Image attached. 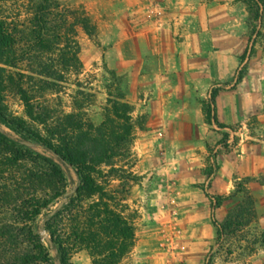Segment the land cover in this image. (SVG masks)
I'll use <instances>...</instances> for the list:
<instances>
[{
	"label": "trees",
	"instance_id": "16d2710c",
	"mask_svg": "<svg viewBox=\"0 0 264 264\" xmlns=\"http://www.w3.org/2000/svg\"><path fill=\"white\" fill-rule=\"evenodd\" d=\"M251 9L255 31L259 4ZM76 21L95 27L84 7L68 10L60 0H0V264H72L73 253L82 250L93 264H119L136 246L140 210L112 184L121 176L116 165L134 155L133 104L112 95L96 122L41 101L69 73L82 71ZM219 93L215 88L211 100H203L208 123L216 119ZM13 97L23 104L22 114L13 109ZM129 175L137 182L143 177ZM74 184L76 191L52 215ZM246 202L229 214L220 234L253 211L254 203Z\"/></svg>",
	"mask_w": 264,
	"mask_h": 264
},
{
	"label": "crops",
	"instance_id": "0c3cea01",
	"mask_svg": "<svg viewBox=\"0 0 264 264\" xmlns=\"http://www.w3.org/2000/svg\"><path fill=\"white\" fill-rule=\"evenodd\" d=\"M151 1L111 0L112 62L125 63L128 98L135 113L145 117L138 137L139 168L171 172L176 165L165 181L180 192L171 197L185 208L182 239L194 246L198 235L214 233L210 222L197 221L208 216L200 206L210 202L197 187L207 181L211 191L229 193L236 179L251 176L252 189L264 188L255 181L264 178V65H255L248 54L242 59L252 36L247 0H160L166 12L160 26L146 14ZM214 87L223 88L213 104L215 123L240 126L235 144L215 159L209 147L216 134L203 104ZM208 162L217 166L211 174L204 168Z\"/></svg>",
	"mask_w": 264,
	"mask_h": 264
},
{
	"label": "rangeland",
	"instance_id": "374dc122",
	"mask_svg": "<svg viewBox=\"0 0 264 264\" xmlns=\"http://www.w3.org/2000/svg\"><path fill=\"white\" fill-rule=\"evenodd\" d=\"M64 8L72 10L84 7L92 18L95 27L85 29L78 22L74 25V36L80 43V56L83 68L80 73H69L66 81L58 85L41 98V101L49 104L53 109L60 111L77 110L86 119L100 122L104 118L105 107L109 98L125 99L134 106V118L136 123V140L134 155L120 161L118 165L122 170L121 176L112 180L113 186L127 195L134 207L141 213L140 228L135 248L119 264H264V201L260 202L261 191L264 198V188L252 189L251 176L236 179L235 187L229 193H215L211 191L212 182L205 181L197 187V192L206 193L210 202L202 204V208L208 210L206 218H197V221L210 222L214 233L198 235L197 244L183 240L185 220L183 219L182 204L177 202L172 194H180L174 190L165 180L176 170V165H171V172L160 169L142 172L139 168L140 154L138 152V137L141 128L145 127V117L135 113V104L128 98L129 71L124 69V62L114 64L112 62V3L111 0H60ZM250 11V32L252 34L247 52L242 56L245 59L248 54L254 58L255 65H264V56L256 58L258 53L264 54V2L261 0H247ZM259 4L260 13L256 21V30L252 31V5ZM146 14L159 26L166 18V12L160 0H152L146 9ZM24 18V17H23ZM124 46V44H123ZM130 46V45H129ZM123 47H121L122 50ZM49 56V55H48ZM131 56V55H130ZM241 59V60H242ZM243 61V60H242ZM251 61V59H250ZM250 61L246 62L240 73H247ZM131 57L128 64H131ZM240 73L238 81H241ZM218 88L220 91L222 87ZM212 98V97H211ZM205 99V100H211ZM13 109L22 114L24 107L21 101L13 97ZM213 106V116L215 110ZM207 121V120H206ZM212 126L216 134L215 142L210 145V154L215 159L221 150L227 149L230 144H235L237 124L219 126L214 118ZM226 127V128H223ZM231 140V141H230ZM157 165V161L154 162ZM215 162L205 165L207 172L216 170ZM107 168H110L107 166ZM115 171H113L114 173ZM133 172L143 175L140 181H135ZM72 182L77 179L74 170L69 171ZM264 184V178L257 180ZM238 184L245 186V191H238ZM210 190V191H209ZM249 192V193H248ZM247 194L253 200L247 199ZM247 200V202H246ZM253 202V211L245 213V218L238 226L232 225L226 231L219 233L223 223L228 220L229 214L240 210V204ZM181 205V206H180ZM44 216L41 222L44 225ZM199 225V224H198ZM158 233L155 237L153 234ZM56 253V251H53ZM147 256H156L155 260L146 259ZM72 264H93L87 251L74 252L71 257ZM60 264V263H58Z\"/></svg>",
	"mask_w": 264,
	"mask_h": 264
},
{
	"label": "water",
	"instance_id": "95a60500",
	"mask_svg": "<svg viewBox=\"0 0 264 264\" xmlns=\"http://www.w3.org/2000/svg\"><path fill=\"white\" fill-rule=\"evenodd\" d=\"M76 188H77V185L74 184L73 188H72L71 190H69L68 192H66L65 198H64L63 200H61V201L59 202V204H58V205H57V206L51 211V214H52V215L56 214V212H57L60 208H62V207L64 206V204L69 200V196H70L72 193H74V192L76 191ZM41 232H42L43 236H44L47 240H49V242H50L51 244L54 243V241H53L51 235L48 233V231H47L43 226H42V228H41ZM59 263L61 264V261H59Z\"/></svg>",
	"mask_w": 264,
	"mask_h": 264
}]
</instances>
